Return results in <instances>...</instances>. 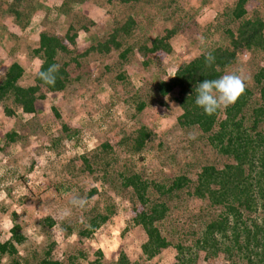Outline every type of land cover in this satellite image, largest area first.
Here are the masks:
<instances>
[{
  "label": "rangeland",
  "instance_id": "1",
  "mask_svg": "<svg viewBox=\"0 0 264 264\" xmlns=\"http://www.w3.org/2000/svg\"><path fill=\"white\" fill-rule=\"evenodd\" d=\"M39 1L42 5L35 15L36 25L34 23L21 29L15 25L13 16L6 13L12 0H0V81L9 64L18 60L26 69L25 78L20 83L29 86L35 82L42 62L33 56L32 49L37 46L35 42L39 40L43 27L51 26L58 19L56 8L63 2ZM236 1L175 0L172 6L166 8L152 5L140 18L145 30L150 31L149 35L163 34L167 28L175 25L181 27L178 35L172 39V55L137 49L135 60L125 67L129 75L126 81L116 78L115 67L111 65L117 61V53L105 58L97 54L88 55L81 58L80 69L73 64L70 66L73 76L80 74L82 79L74 82L66 91L48 93L45 100L38 102L36 114L18 110L17 116L10 117L3 110L4 103L0 105V238L7 240L11 237V214L17 211L18 221L23 224V230L29 237V241L19 247L21 264H28L23 260L27 257L29 264H36L51 241L57 243L53 256L66 262L69 257L77 256L74 264H89L99 250L104 252L108 263L115 261L122 250L132 260L140 259L142 244L147 236L141 226L133 225L132 219L143 209V205H134L131 201L132 190L122 187L118 181H115L114 187L103 183L99 170L89 173L77 169L82 162L80 157L95 154L105 141L114 147L111 154L115 159L110 169L112 173L129 170L155 181L179 174H187L195 180L202 165L216 163L222 166L225 163V157L219 155L198 132H187L179 126L178 117L182 111L170 95L164 98L156 96L154 76L161 74L168 80L179 65L196 57L203 45L224 41L221 32L214 29L207 34L205 30L209 25L223 23L221 13ZM115 2L117 0L107 2L105 7L98 5L96 0L86 2L84 9L94 19L95 25L88 32H79L77 49L80 53L91 46L93 35L103 37L111 30L112 13L108 9H125L121 4L115 6ZM162 2L167 5L168 0ZM91 5L96 7L97 12L91 10L94 8ZM247 8L249 12L256 8L264 11V0H250ZM79 10L76 8L75 11ZM67 25L62 18L56 31L65 32ZM201 37L205 41L203 45L200 44ZM149 59H153V62L145 66L144 61ZM259 64L264 65V52L253 55L246 52L240 57L239 64L229 72L243 70L246 86L253 87V75ZM107 65L112 68L109 72ZM136 92L145 95L150 103L140 114L129 102ZM257 97L259 93L254 96ZM8 104L12 103L8 101ZM53 106L59 109L62 119L55 117ZM64 122L78 131L73 138H68L61 131ZM143 124L153 129L156 136L142 152L134 153L124 139ZM13 129L23 138L8 143L4 136ZM94 187L99 189V193L88 198L89 191ZM77 194L86 198L88 203L85 208H73L68 216H64V210L70 207V199ZM109 204L115 206V213L105 224L90 237L75 234L87 225L89 216L94 214L93 207H98V213H103ZM170 205L171 211L160 226L174 243L183 241L192 244L206 222L219 213V209L209 206L208 201L189 196L186 192L174 196ZM46 216H52L58 222L50 229V236L45 235L38 224ZM64 221L74 225L76 232L67 234L60 226ZM34 251L38 253L37 257ZM176 254L177 250L171 246L155 257L151 264H175ZM11 261L10 257H5L0 264H11ZM200 264H229V261L223 253L206 258L205 252H201Z\"/></svg>",
  "mask_w": 264,
  "mask_h": 264
},
{
  "label": "trees",
  "instance_id": "2",
  "mask_svg": "<svg viewBox=\"0 0 264 264\" xmlns=\"http://www.w3.org/2000/svg\"><path fill=\"white\" fill-rule=\"evenodd\" d=\"M87 1L63 0L60 7L56 8L58 19L51 26L44 27L37 46L32 49L33 56L42 62L34 84L23 86L20 83L26 69L18 60L11 62L6 68L0 81V105L4 103L2 106L6 115L15 117L18 110L36 114L37 102L45 100L48 93L66 91L74 82L80 81L82 76H73L70 66L73 64L80 69L82 57L97 54L105 58L117 53V61L111 65L115 67L116 78L126 81L129 75L125 67L135 60L137 49L150 53L164 52L167 55L174 53L172 39L178 35L181 27L175 25L167 28L163 34L152 37L140 18L144 17V12L152 5L166 8L172 6L175 0H168L167 5L162 0H117L115 6L121 4L125 9H108L112 13L111 30L103 37L93 35L91 46L80 53L77 49L79 32H88L95 25V21L83 12V5ZM249 1L237 0L228 5L220 15L224 22L209 25L205 30L207 34H211L214 29L215 32H221L224 41L203 45L202 51L179 65L170 79H164L161 74L154 76L156 96L164 98L170 95L181 109L179 126L187 132H198L219 155L225 157V163L222 166L216 163L202 165L195 180L187 174H179L163 181H155L129 170L112 173L110 169L115 159L111 154L114 147L109 141L101 143L95 154L81 156L82 162L77 169L89 173L99 170L103 183L114 187L115 181H118L122 187L132 190V203L143 205L132 222L135 226H141L147 236L142 244V256L138 260H132L122 250L115 261L108 263L104 252L99 250L96 258L90 260L89 264H151L155 257L171 246L177 250L175 264H200L201 252H205L206 258L223 253L229 264H264V65L257 66L253 75V87L246 86L239 100L226 110L209 116L195 105V88L199 83L206 79H217L229 72L239 64L243 53L253 55L264 52V11L256 8L249 12ZM96 2L105 7L107 2L113 3L114 0ZM41 5L39 0H12L6 13L13 16L15 23L24 29ZM76 8L80 10L75 11ZM62 18L63 23H68L67 29L58 33L56 26ZM209 54L214 57L211 63L206 60ZM152 62L153 59H149L144 64L149 66ZM53 64L61 67L56 74L55 86H50L38 78V73L46 71ZM111 65H107V72L112 70ZM257 93L259 97L254 98ZM150 95L153 96L152 93ZM8 101L12 104L9 105ZM129 102L137 114L142 113L150 104L145 95L139 92L133 94ZM52 110L55 117L62 119L57 107L53 106ZM61 129L68 138H73L78 132L66 122ZM154 136L153 129L143 124L126 137L124 143L134 153H140ZM4 137L8 143L23 138L14 129ZM183 192L208 201L209 206L219 209V213L206 222L205 228L192 244L183 241L174 243L160 226L171 211L170 204L174 196H180ZM98 193L99 189L94 187L89 191L88 198ZM92 212L94 214L89 216L87 225L77 233L70 223L64 221L60 226L67 234L90 237L111 218L115 213V206L107 205L103 213H98V207L95 206ZM11 220V237L7 240L0 238V260L10 257L11 264H21L19 247L26 244L29 237L23 230V224L18 221L17 211L11 214ZM38 224L45 235L50 236V229L58 222L54 217L46 216ZM56 245V241H51L36 264L76 262L77 256L69 257L67 262L55 258L53 251ZM33 254L38 256L36 251ZM23 260L30 263L28 257Z\"/></svg>",
  "mask_w": 264,
  "mask_h": 264
},
{
  "label": "clouds",
  "instance_id": "3",
  "mask_svg": "<svg viewBox=\"0 0 264 264\" xmlns=\"http://www.w3.org/2000/svg\"><path fill=\"white\" fill-rule=\"evenodd\" d=\"M204 43V38L201 37L200 44L203 45ZM206 60L211 63L214 57L209 54ZM60 67L59 64H53L46 71H40L38 78L46 85L55 86L56 74ZM245 89L246 77L243 70L226 72L217 79H206L196 86L195 105L201 108L205 114L211 116L234 105L245 92ZM190 138L195 139L194 136H190ZM87 203L86 198L78 194L73 195L69 201L70 207L64 210L63 215L68 216L73 208L83 209Z\"/></svg>",
  "mask_w": 264,
  "mask_h": 264
},
{
  "label": "crops",
  "instance_id": "4",
  "mask_svg": "<svg viewBox=\"0 0 264 264\" xmlns=\"http://www.w3.org/2000/svg\"><path fill=\"white\" fill-rule=\"evenodd\" d=\"M42 4V3H41ZM91 7H94V8H92L91 10L92 11H95V12H97V10H95V6L94 5H91ZM84 8H86V3L83 5V12H84V14H86L87 15V13H86V11H85V9ZM44 14H45V12H44ZM36 15V14H35ZM35 15L33 16V18H32V20L30 21V23L28 24V25H34V23H35V25H36V23L37 22H34L35 21ZM46 15V14H45ZM44 15V16H45ZM94 20V19H93ZM15 22V21H14ZM44 22H42V24H43ZM15 25H17L16 23H15ZM22 29V28H21ZM43 30H44V27H43ZM83 31V30H82ZM82 31H80V33L82 32ZM42 32V31H41ZM41 32H40V34L39 35H41ZM39 40H40V36H39V38H38ZM39 40H37L36 42H35V45L36 44H38V42H39ZM40 67V66H39ZM26 75V74H25ZM25 75L23 76V78L21 79V81L20 82H22V80L25 78ZM52 93H55V92H52ZM39 102V101H38ZM38 102H37V108H38ZM38 110H39V108H38Z\"/></svg>",
  "mask_w": 264,
  "mask_h": 264
}]
</instances>
